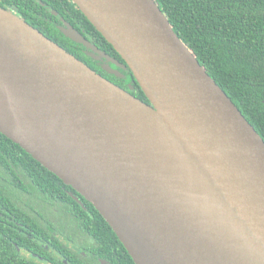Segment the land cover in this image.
<instances>
[{
  "label": "water",
  "instance_id": "water-1",
  "mask_svg": "<svg viewBox=\"0 0 264 264\" xmlns=\"http://www.w3.org/2000/svg\"><path fill=\"white\" fill-rule=\"evenodd\" d=\"M146 102L0 7V132L91 202L136 264H264V139L156 0H73Z\"/></svg>",
  "mask_w": 264,
  "mask_h": 264
},
{
  "label": "trees",
  "instance_id": "trees-1",
  "mask_svg": "<svg viewBox=\"0 0 264 264\" xmlns=\"http://www.w3.org/2000/svg\"><path fill=\"white\" fill-rule=\"evenodd\" d=\"M156 2L181 40L264 139V0ZM77 11L79 31L110 55L116 53L79 7ZM35 20L29 23L47 37L149 102L131 70L127 81L132 88L122 86L119 77L95 65L98 60L85 45L74 43L76 48H71ZM68 244L88 257L71 256ZM49 249L61 252L72 264H136L91 202L0 132V264H32L20 255L21 250L47 257Z\"/></svg>",
  "mask_w": 264,
  "mask_h": 264
},
{
  "label": "flooded vegetation",
  "instance_id": "flooded-vegetation-1",
  "mask_svg": "<svg viewBox=\"0 0 264 264\" xmlns=\"http://www.w3.org/2000/svg\"><path fill=\"white\" fill-rule=\"evenodd\" d=\"M0 7L12 11L26 21L28 19L27 22H29V19L35 20L36 18L37 20L35 21L42 24L47 33L54 35L56 38L60 39L63 43H66L71 48H76L74 43H79L74 41L65 33V30L70 28L69 26H72L77 31H79L78 28L81 27L78 18V6L73 0H0ZM64 36L69 38V40L65 39ZM86 38L92 44L97 46L90 37ZM87 48L93 52L90 53V55L98 60L95 65L100 68L101 71L108 75H115L119 77L121 79V83L123 84L122 86L132 88L131 83L127 81V73L130 70L129 68L124 69L119 67L107 58L100 56L91 48ZM100 50L119 62L125 64V61L118 52H111L112 54L110 55L107 51L102 49ZM68 245L72 249V252L69 253L71 256H75L76 254L80 253L88 257V254L84 253L77 246L70 244ZM20 255L23 258H26L29 262H32V264H72L61 254V252L54 249H49L47 251V257H41L33 252H28L27 250H21Z\"/></svg>",
  "mask_w": 264,
  "mask_h": 264
}]
</instances>
